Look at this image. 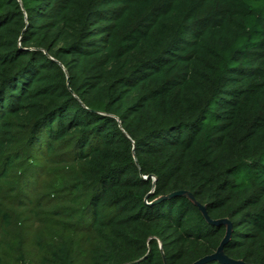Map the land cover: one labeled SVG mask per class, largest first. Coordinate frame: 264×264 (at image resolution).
<instances>
[{
	"label": "trees",
	"instance_id": "1",
	"mask_svg": "<svg viewBox=\"0 0 264 264\" xmlns=\"http://www.w3.org/2000/svg\"><path fill=\"white\" fill-rule=\"evenodd\" d=\"M220 221L264 264V0H0V264H225Z\"/></svg>",
	"mask_w": 264,
	"mask_h": 264
},
{
	"label": "water",
	"instance_id": "2",
	"mask_svg": "<svg viewBox=\"0 0 264 264\" xmlns=\"http://www.w3.org/2000/svg\"><path fill=\"white\" fill-rule=\"evenodd\" d=\"M176 195L187 196V197H189L191 200L194 201L193 196H192L191 194H189V193H186V192H185V193H184V192H183V193H176V194L171 195V196L168 197V198H171L172 196H176ZM198 206H199V205H198ZM199 207H200L201 210L203 211L205 217H206L207 219H209V218L207 217V214H206V210H205V208H203L202 206H199ZM217 224H224V225H226V226L228 227V234H227V236H226L224 242L221 244L220 248L218 249L217 254L213 257V259H216V260H218V261H220V262H222V263H225V264H244V263H242V262L232 261V260L228 259V258L224 255L223 247H224L225 243H226V242L228 241V239H229V235H230V232H231V226H230V224H229L227 221H220V222H218ZM202 262H203V261H202ZM200 263H201V262H200ZM200 263H197V264H200Z\"/></svg>",
	"mask_w": 264,
	"mask_h": 264
}]
</instances>
